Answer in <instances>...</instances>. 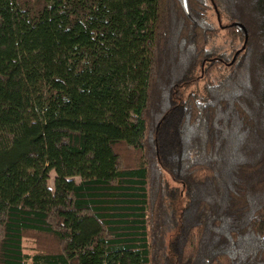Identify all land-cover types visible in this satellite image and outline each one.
<instances>
[{
	"label": "trees",
	"instance_id": "16d2710c",
	"mask_svg": "<svg viewBox=\"0 0 264 264\" xmlns=\"http://www.w3.org/2000/svg\"><path fill=\"white\" fill-rule=\"evenodd\" d=\"M217 5L230 59L210 0H0V264H264V0Z\"/></svg>",
	"mask_w": 264,
	"mask_h": 264
},
{
	"label": "rangeland",
	"instance_id": "374dc122",
	"mask_svg": "<svg viewBox=\"0 0 264 264\" xmlns=\"http://www.w3.org/2000/svg\"><path fill=\"white\" fill-rule=\"evenodd\" d=\"M218 0H210V10H209V20L217 27L221 28L219 34L214 37L208 44V48L210 50H213L218 53H227V58L230 59L234 57L235 52L240 50L242 48V42L240 41L232 42V39L228 37L226 34L227 32L223 29L224 25H226L227 19L224 18L223 11L219 10L218 5H217ZM234 46V47H232ZM235 50V51H234ZM229 63H225L222 66V69L220 71L214 70L211 75V78H208L205 73V69L201 68L202 73L197 75V80L196 82H192L187 84L184 87V91L186 93L195 91L199 92L201 88H203V85L208 81V80H213V82L218 81L221 75L227 71ZM207 64H205V67ZM56 178V172L54 170L51 171L50 173V179H49V185L50 188L53 190L54 189V181ZM76 181H80L79 177H75ZM24 249L25 252L27 253H34L35 251V243L32 239H25L24 240Z\"/></svg>",
	"mask_w": 264,
	"mask_h": 264
}]
</instances>
